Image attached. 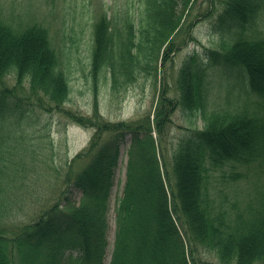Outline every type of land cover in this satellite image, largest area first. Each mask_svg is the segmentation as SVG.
Here are the masks:
<instances>
[{"label": "trees", "instance_id": "1", "mask_svg": "<svg viewBox=\"0 0 264 264\" xmlns=\"http://www.w3.org/2000/svg\"><path fill=\"white\" fill-rule=\"evenodd\" d=\"M178 3L185 11L191 0H148V5L153 8L143 9L147 14L142 18V31L136 34L138 39L132 44L135 52L129 54L130 59L123 66L111 62L108 54L105 56V30L98 29L95 72L105 62L111 66L113 75L128 71L126 75L131 74L129 62L134 71L150 65L154 52L160 47L158 44L164 42L176 24L171 19L176 15L178 23L180 21ZM256 7L255 0H230L225 13L230 27L243 30L249 17L247 12L253 14ZM166 10L173 13L167 17L163 15ZM157 18L160 23L156 26ZM34 31L36 33L15 30L0 17V75L12 71L19 76L30 75L36 90H43L54 100H62L69 91L66 77L60 73L55 53L45 36ZM212 60L244 67L253 91L264 96V39L250 40L241 35L233 39L225 53L213 52ZM200 78L190 69L182 73L181 81L184 79L186 83L182 87L183 99L188 101V106L195 104V97L201 92L197 84ZM159 107L156 126L162 131L171 104L161 102ZM230 114L212 116L208 129L183 142L175 156L177 193L171 211L186 227L189 255L194 264L192 246L196 244L216 251L222 264H264V201L258 208L249 202L244 209L231 215L208 200L207 183L202 174L207 150L242 157L245 149L236 145L242 141L254 145L264 139V115L255 112ZM220 120L229 121L227 127H217L222 124L216 122ZM140 126L141 123L124 124L121 128L103 125L101 131L113 133L107 144H100L99 134L87 151L75 159L85 157L87 163L77 172L74 161L66 175L65 183L84 193L79 207L74 206V200L67 198L66 207L72 209L70 215L60 209L58 201L38 216L28 215L27 221L21 220L18 214L24 205L13 200L12 186H5L0 179V222L7 223L0 228V264L102 263L107 203L119 156L118 144L125 135L120 132L123 129L133 132V147L147 153L140 161H132L128 172V183L119 202V228L112 264H189L185 243L173 220L158 169L149 122L144 124L143 130H139ZM252 155L248 154V158ZM2 173L0 168V177ZM72 229L76 233L69 235ZM56 235H63V238L51 246L50 240Z\"/></svg>", "mask_w": 264, "mask_h": 264}, {"label": "rangeland", "instance_id": "2", "mask_svg": "<svg viewBox=\"0 0 264 264\" xmlns=\"http://www.w3.org/2000/svg\"><path fill=\"white\" fill-rule=\"evenodd\" d=\"M143 0H0L2 11L8 13L19 12L27 16L25 20L36 21L49 29L54 45L61 53H69L72 57L74 67L70 78L71 93L69 101L64 104L65 109H70L85 115H91L95 104L105 119L110 121L128 120L140 114L154 109L159 97L162 81L170 89V96L179 98V91L176 87V74L183 62L192 55L206 58L208 49H219L223 35L229 37L227 27L217 30L216 20L222 8L220 0H196L191 11L185 16L184 26L174 34L176 43L182 38L184 32L189 33L187 45L181 49L171 51L168 60L164 65L159 63V76L157 85L151 79L148 71L138 73L133 84L124 85L115 95L111 93L109 80L101 81L99 95L94 96L92 80L87 76L91 64V51L94 45L93 28L94 18L101 12H106L113 25H121L122 18L128 12L138 14V5ZM216 4V5H215ZM262 9L257 21L260 29L264 30V0ZM39 20H37V19ZM176 20V19H171ZM116 27V26H114ZM159 34H161L159 32ZM73 37L75 43L67 42V36ZM176 47V44H175ZM123 50V48H120ZM217 68L211 67L209 74L210 107H216L221 102L227 101L229 108H240L249 103L252 108L259 98L247 94L243 86L239 84L238 73L231 69L228 77ZM230 81H228V80ZM6 86L9 92L19 94L22 86L15 82L13 75L6 78ZM25 89L27 84H24ZM25 91V90H24ZM229 91V93H228ZM11 97V96H10ZM263 101V99H261ZM9 104L7 105L8 108ZM6 109L0 121H16V118L8 113ZM202 117V115H201ZM196 125L202 126L199 117L196 118ZM186 115L182 111H176L173 117V128L170 131L172 136L180 133L181 127L190 126ZM15 135H27L25 145L29 146L30 153L24 159L31 168L37 166L40 171L39 184L43 187L55 188V178L60 170L66 169L67 158L71 159L89 141L92 130L84 129L72 124L64 113L58 111L47 112L27 106L23 113L22 120L15 123ZM19 145V144H18ZM129 141L122 147V153L128 148ZM127 156H121L120 164L116 172L115 187L111 199V210L109 213L110 229L108 232V253L104 264H109L111 248L114 242L116 226L115 205L116 197L121 192L125 183ZM54 167L55 170H54ZM239 172H244L245 177H240L237 182H220L219 187L211 186V192L215 199L226 198L224 204L243 205L248 194H254V187L264 183V176L259 175L255 168L248 169L239 165ZM218 173V171H216ZM32 178V173L28 172ZM257 177L261 178L258 179ZM260 187V186H259ZM200 264H219L217 258L201 249L198 252Z\"/></svg>", "mask_w": 264, "mask_h": 264}]
</instances>
